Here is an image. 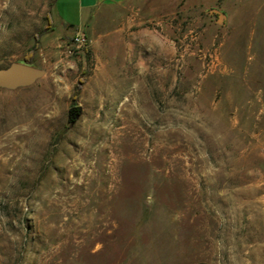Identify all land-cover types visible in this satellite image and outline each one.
Returning a JSON list of instances; mask_svg holds the SVG:
<instances>
[{
  "label": "rangeland",
  "instance_id": "374dc122",
  "mask_svg": "<svg viewBox=\"0 0 264 264\" xmlns=\"http://www.w3.org/2000/svg\"><path fill=\"white\" fill-rule=\"evenodd\" d=\"M53 3L0 0V67L46 70L0 89V264H264V0H132L72 53Z\"/></svg>",
  "mask_w": 264,
  "mask_h": 264
},
{
  "label": "crops",
  "instance_id": "0c3cea01",
  "mask_svg": "<svg viewBox=\"0 0 264 264\" xmlns=\"http://www.w3.org/2000/svg\"><path fill=\"white\" fill-rule=\"evenodd\" d=\"M132 0H55L54 18L56 25L62 31L56 36L62 34L74 35L78 30L85 29L91 19L100 11L107 7L124 6ZM74 6L75 17L71 20L68 13L69 6ZM74 23V24H73Z\"/></svg>",
  "mask_w": 264,
  "mask_h": 264
},
{
  "label": "water",
  "instance_id": "95a60500",
  "mask_svg": "<svg viewBox=\"0 0 264 264\" xmlns=\"http://www.w3.org/2000/svg\"><path fill=\"white\" fill-rule=\"evenodd\" d=\"M211 15L217 16V21L223 23L225 14L215 8L210 9ZM46 70L23 61H12L0 67V89L15 90L28 87L44 76Z\"/></svg>",
  "mask_w": 264,
  "mask_h": 264
},
{
  "label": "built area",
  "instance_id": "2783aa9c",
  "mask_svg": "<svg viewBox=\"0 0 264 264\" xmlns=\"http://www.w3.org/2000/svg\"><path fill=\"white\" fill-rule=\"evenodd\" d=\"M71 43L73 45L72 48L68 49V53H72L76 50H80L85 48L88 45V40L85 33L81 30H78L72 37Z\"/></svg>",
  "mask_w": 264,
  "mask_h": 264
},
{
  "label": "trees",
  "instance_id": "16d2710c",
  "mask_svg": "<svg viewBox=\"0 0 264 264\" xmlns=\"http://www.w3.org/2000/svg\"><path fill=\"white\" fill-rule=\"evenodd\" d=\"M54 2H55V0H54ZM53 5H54V3H53ZM37 46H38V42L36 41V42L34 43V45L31 47L30 51L28 52L29 55L26 56V57L23 59V62L28 63V64H32V65H33V61H32V59H31V54L33 53V50H35V49L37 48ZM74 111H77V107H74V109H73L72 112H74Z\"/></svg>",
  "mask_w": 264,
  "mask_h": 264
}]
</instances>
